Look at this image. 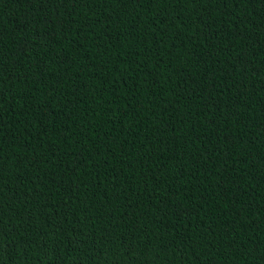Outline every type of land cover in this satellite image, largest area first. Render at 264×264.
I'll return each mask as SVG.
<instances>
[{"label":"trees","instance_id":"obj_1","mask_svg":"<svg viewBox=\"0 0 264 264\" xmlns=\"http://www.w3.org/2000/svg\"><path fill=\"white\" fill-rule=\"evenodd\" d=\"M0 264H264V0H0Z\"/></svg>","mask_w":264,"mask_h":264}]
</instances>
